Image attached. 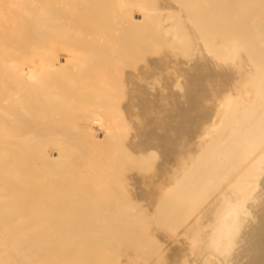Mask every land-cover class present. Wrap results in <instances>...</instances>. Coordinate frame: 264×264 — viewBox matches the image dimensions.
<instances>
[{
  "label": "bare ground",
  "instance_id": "obj_1",
  "mask_svg": "<svg viewBox=\"0 0 264 264\" xmlns=\"http://www.w3.org/2000/svg\"><path fill=\"white\" fill-rule=\"evenodd\" d=\"M1 234L0 264H264V0H0Z\"/></svg>",
  "mask_w": 264,
  "mask_h": 264
},
{
  "label": "rangeland",
  "instance_id": "obj_2",
  "mask_svg": "<svg viewBox=\"0 0 264 264\" xmlns=\"http://www.w3.org/2000/svg\"><path fill=\"white\" fill-rule=\"evenodd\" d=\"M236 14V13H235ZM236 17H238V16H235L234 18L236 19H230V21H237V18ZM135 19L136 20H138V21H142V18L140 17V16H136L135 17ZM63 22H67V21H63ZM122 35V33L121 32H115V33H113V34H111V35H109V37H106V40L105 41H102V39H101V42H100V40H99V43H98V46L99 47H101V45H103L107 50L112 46V45H118L117 44V42H118V40H117V38L119 39L120 38V36ZM38 37H36L35 35L34 36H32V34H31V32H30V36H29V39L27 40V41H25V42H23L20 46H22V48L23 49H25V51H35L36 49H35V46L37 45V49H38V46H39V42H38ZM83 41H87V42H90V39L87 37V36H85V37H83V40H82V43H83ZM152 46L153 45H156V43L155 42H153L152 44H151ZM35 52H37V50L35 51ZM154 54H156L155 53V51L154 50H152V49H150V51H149V57H154ZM147 56V52H145V51H143V52H141L140 54H139V58H135V59H131L130 61H134V63H133V67L135 66L136 68L139 66V64L140 63H142L144 60H145V58H146V56ZM145 56V57H144ZM117 67L118 68H126L127 67V65H126V63L125 62H118V64H117ZM37 130V133H38V135H40L42 138H44L45 136H46V131H45V129L43 128V127H39V128H37L36 129ZM64 132V131H63ZM65 134V133H64ZM96 137H99V138H101L102 136L101 135H97ZM101 147V146H100ZM99 147V148H100ZM99 150V149H98ZM100 150H101V148H100ZM85 151H87V149H85ZM102 151V150H101ZM99 152V151H98ZM98 154H101L102 155V157L104 158V161H105V159L107 158V156L106 155H104V154H102V152L101 153H98ZM50 155V158H52V159H56L57 158V154H55V153H52V154H49ZM100 155V156H101ZM118 156L120 157L121 156V154H117V163L118 164H120V163H123L124 164V166H125V164H127V162H125L123 159H122V157H120V158H118ZM106 157V158H105ZM105 162H108V159H106V161ZM126 168V167H125ZM105 170H106V172H109L110 170L108 169V167L105 165ZM133 169H132V167L131 168H129L128 170L127 169H125V172H126V174L128 173L130 176V178H131V180L134 182V179H133V177L136 179V183L138 184V185H136L137 186V188L139 189H143L142 187H144V188H146L145 187V183H146V186L148 185V179H146L145 178V181H141L144 177H143V174H141L140 172V170H137L136 168L132 171ZM140 173V175H139V177L140 178H142V179H139V177L136 175V173H137V171ZM139 173H137V174H139ZM145 174V173H144ZM141 175H142V177H141ZM145 177H147V175L145 174L144 175ZM139 179V180H138ZM144 180V179H143ZM154 180H156V179H154ZM163 181H165L164 179H162ZM162 180H160L159 181V183H161L162 184V186H164V184H165V182H163ZM109 181H110V179H109ZM144 182V183H143ZM110 183V185H111V187H113L112 188V191H114L115 193H117L118 195L120 194V191H121V185H119L120 183H121V180H118V179H114V180H112V181H110L109 182ZM141 183H143V185L141 184ZM159 183H158V185H159ZM161 184L158 186V187H160L161 186ZM141 185V186H140ZM156 186H157V184H156ZM147 189V188H146ZM154 192H157V190L156 191H154ZM141 196H143V195H141ZM156 197H157V195H156ZM155 197V193H154V197L153 198H156ZM143 198H144V196H143ZM0 238L2 239L3 238V235L1 234L0 235ZM169 245H168V248L170 249V252H171V250H173L174 248L173 247H175V245H172V243L170 244V243H168ZM1 247H0V251H4V249L5 250H8V246L4 243V244H1L0 245ZM171 246H172V248H171ZM176 249H178V248H175L174 250H176ZM174 250H173V252H174ZM172 252V253H173ZM180 253V254H179ZM181 250H180V252H178L177 251V256L175 257V259H173L172 261H171V263L169 262V264H176L177 262H178V264H179V260H180V256H182L181 255ZM179 256V257H178ZM153 259V258H152ZM152 259H150L151 261H149V263L148 264H151V262H152V264L154 263V261L152 260ZM9 261L11 262V264H15V259H14V253L13 252H9ZM175 261H177L176 263H175Z\"/></svg>",
  "mask_w": 264,
  "mask_h": 264
}]
</instances>
